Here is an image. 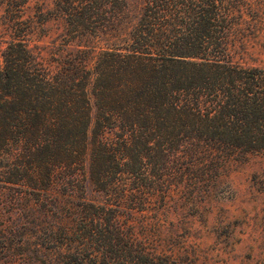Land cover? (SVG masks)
Instances as JSON below:
<instances>
[{
    "label": "trees",
    "instance_id": "obj_1",
    "mask_svg": "<svg viewBox=\"0 0 264 264\" xmlns=\"http://www.w3.org/2000/svg\"><path fill=\"white\" fill-rule=\"evenodd\" d=\"M28 3L0 0V264H197L131 217L164 200L183 151L264 149V65L243 60L263 3L143 0L120 45L48 61ZM64 4L73 37L99 36L98 0Z\"/></svg>",
    "mask_w": 264,
    "mask_h": 264
},
{
    "label": "rangeland",
    "instance_id": "obj_2",
    "mask_svg": "<svg viewBox=\"0 0 264 264\" xmlns=\"http://www.w3.org/2000/svg\"><path fill=\"white\" fill-rule=\"evenodd\" d=\"M256 1L263 3L260 25L244 28L248 43L243 60L264 65V0ZM98 2L105 17L94 24L99 36L76 38L63 18L64 0H29L26 12L36 17L27 35L31 51L48 61L78 46L120 45L143 0ZM40 8L44 10L38 16ZM180 157V169L164 200L133 213L136 237L197 264H264V149L222 152L195 146Z\"/></svg>",
    "mask_w": 264,
    "mask_h": 264
}]
</instances>
